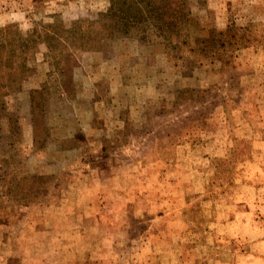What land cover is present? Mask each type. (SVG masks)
<instances>
[{
  "label": "rangeland",
  "instance_id": "obj_1",
  "mask_svg": "<svg viewBox=\"0 0 264 264\" xmlns=\"http://www.w3.org/2000/svg\"><path fill=\"white\" fill-rule=\"evenodd\" d=\"M99 8L0 0V29ZM187 10L199 49L230 24L254 42L179 57L130 33L63 77L39 45L20 88L0 86V264H264V0Z\"/></svg>",
  "mask_w": 264,
  "mask_h": 264
},
{
  "label": "trees",
  "instance_id": "obj_2",
  "mask_svg": "<svg viewBox=\"0 0 264 264\" xmlns=\"http://www.w3.org/2000/svg\"><path fill=\"white\" fill-rule=\"evenodd\" d=\"M99 3L94 19H77L68 27L51 15L50 23L32 26L23 34L15 24L0 29V86L20 88L33 70L29 63L39 45L44 48V61L58 77L67 74L73 56L79 51L100 50L130 33H135L142 43L159 42L179 57L184 50L199 49L197 42L194 45L187 35V0H99ZM251 33L252 29L233 24L221 32L212 30L210 37L201 39L204 47L201 45L199 51L216 48V44H227L233 49L248 47L254 42ZM229 58L222 55L216 59L225 64Z\"/></svg>",
  "mask_w": 264,
  "mask_h": 264
}]
</instances>
